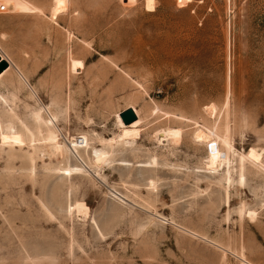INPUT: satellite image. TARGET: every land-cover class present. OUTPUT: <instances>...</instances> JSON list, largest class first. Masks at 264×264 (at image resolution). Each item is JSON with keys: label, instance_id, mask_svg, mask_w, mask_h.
<instances>
[{"label": "rangeland", "instance_id": "1", "mask_svg": "<svg viewBox=\"0 0 264 264\" xmlns=\"http://www.w3.org/2000/svg\"><path fill=\"white\" fill-rule=\"evenodd\" d=\"M27 1L44 14L8 10L32 22L12 45L0 35V264H264V174L243 162L254 148L264 164V0H67L55 22V0ZM130 107L147 126L124 149ZM197 125L235 148L234 185L204 169ZM164 127L182 140L155 144ZM6 131L25 147L2 145ZM40 132L89 145L48 159ZM111 141L96 168L90 151Z\"/></svg>", "mask_w": 264, "mask_h": 264}, {"label": "bare ground", "instance_id": "2", "mask_svg": "<svg viewBox=\"0 0 264 264\" xmlns=\"http://www.w3.org/2000/svg\"><path fill=\"white\" fill-rule=\"evenodd\" d=\"M3 5L7 7L8 10L18 13H37L43 15L44 12L41 8L36 7L32 3L27 0H0ZM69 3L67 0H55L52 12L50 15V19L52 21H56L58 17L67 12ZM7 70V69H6ZM134 114L137 117V120L130 125H125L120 118L119 113L116 115L117 123L121 128V145L124 149H126V145L131 142H136L140 140L142 137V132H144V128L147 124L144 123L143 118L140 116V113L134 107H130ZM156 113H162L161 110L156 107ZM205 113L209 117H213L215 115V107L210 105L206 106L204 109ZM48 115V114H47ZM50 122L52 126L55 127V122L53 121L52 117H50ZM161 121L166 123H177L179 125H183L188 123L190 120L182 117L177 116L175 114L163 113V118ZM12 130V129H11ZM153 140L155 144L158 146H163L164 143L175 144L182 140L183 138V128H171V127H164L154 129L153 132ZM39 139L35 140L34 143V150L39 149L42 154L47 157L48 159H57L62 157L64 154L69 156V154L79 153L81 150H84L89 145V139L86 135H82L80 137H72L68 140L67 145H62L60 142L59 136L60 134H54L49 137H45L43 132L39 133ZM67 139V138H66ZM193 139L194 141L205 144L206 147V164L205 170L210 174L217 175L220 172H226L225 181L230 184L234 185L236 183V178L238 177V168L237 166L233 167V161L236 158V150L230 143L221 139L217 132V128L208 129L205 126H196L193 132ZM1 142L2 145H7L10 148H23L25 147V142L23 135L20 132H3L1 134ZM115 142L111 141L107 144L109 148L102 149V150H91L90 151V158L92 159L93 164L96 168H101L104 164L109 163V154L112 152V147ZM223 145L228 146L229 156L228 154L223 153ZM260 151V150H259ZM258 151V152H259ZM264 151V150H263ZM83 152V151H82ZM257 150L250 149V151L245 155H243V162H246L251 167H254L260 170L264 174V164L262 161V153H258ZM264 155V154H263ZM230 158L232 159L230 162ZM264 160V159H263ZM153 166L157 165V163L153 160L151 163ZM230 166V167H228ZM242 165H240L241 167ZM153 169V168H152ZM62 170L66 173L70 172H77L79 170L78 166H71L68 165L63 167ZM79 172V171H78ZM37 175H34L36 178ZM235 177V178H234ZM90 209L81 201H74L70 205H68V211L71 214H75L77 218L86 219L89 216Z\"/></svg>", "mask_w": 264, "mask_h": 264}, {"label": "crops", "instance_id": "3", "mask_svg": "<svg viewBox=\"0 0 264 264\" xmlns=\"http://www.w3.org/2000/svg\"><path fill=\"white\" fill-rule=\"evenodd\" d=\"M32 22V18L28 14L8 15L0 14V35L6 33L10 38L9 45H12V39L18 38L21 33L25 32ZM2 43V41H1ZM18 45L19 42H16ZM1 53V49H0Z\"/></svg>", "mask_w": 264, "mask_h": 264}, {"label": "water", "instance_id": "4", "mask_svg": "<svg viewBox=\"0 0 264 264\" xmlns=\"http://www.w3.org/2000/svg\"><path fill=\"white\" fill-rule=\"evenodd\" d=\"M9 68L8 61L2 59L0 56V74H2L6 69ZM120 118L122 119L125 125H130L131 123L137 120L136 115L134 114L132 109H127L120 114Z\"/></svg>", "mask_w": 264, "mask_h": 264}, {"label": "built area", "instance_id": "5", "mask_svg": "<svg viewBox=\"0 0 264 264\" xmlns=\"http://www.w3.org/2000/svg\"><path fill=\"white\" fill-rule=\"evenodd\" d=\"M8 9L5 5L2 4V2L0 1V14L4 15V14H9L8 13Z\"/></svg>", "mask_w": 264, "mask_h": 264}, {"label": "snow or ice", "instance_id": "6", "mask_svg": "<svg viewBox=\"0 0 264 264\" xmlns=\"http://www.w3.org/2000/svg\"><path fill=\"white\" fill-rule=\"evenodd\" d=\"M149 7L151 8V0H149ZM251 215V214H250Z\"/></svg>", "mask_w": 264, "mask_h": 264}]
</instances>
